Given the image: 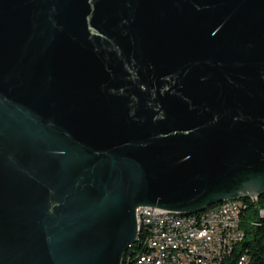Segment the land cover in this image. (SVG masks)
<instances>
[{"label":"water","instance_id":"water-1","mask_svg":"<svg viewBox=\"0 0 264 264\" xmlns=\"http://www.w3.org/2000/svg\"><path fill=\"white\" fill-rule=\"evenodd\" d=\"M262 195L264 0H0V264Z\"/></svg>","mask_w":264,"mask_h":264},{"label":"built area","instance_id":"built-area-1","mask_svg":"<svg viewBox=\"0 0 264 264\" xmlns=\"http://www.w3.org/2000/svg\"><path fill=\"white\" fill-rule=\"evenodd\" d=\"M244 211L242 207L228 206L214 214L180 222L168 221L164 210L140 207L136 212L138 223L156 224V232H150L147 260L137 257L135 264H226L244 240ZM158 225H168V232H158ZM175 249H183V256H175ZM233 264H250V257L242 254Z\"/></svg>","mask_w":264,"mask_h":264},{"label":"bare ground","instance_id":"bare-ground-1","mask_svg":"<svg viewBox=\"0 0 264 264\" xmlns=\"http://www.w3.org/2000/svg\"><path fill=\"white\" fill-rule=\"evenodd\" d=\"M259 197H254L256 201ZM247 200L253 201V198L242 200H228L220 204L209 206L201 212L195 213H176L165 211V217L168 221L187 222L190 218H201L204 215L216 213L219 209H226L228 206L242 207L246 210L248 207ZM150 232H156V224L138 223V236L136 243L129 247L122 264H135V259L147 260V254L150 253ZM158 232H168V225H158ZM132 251V252H131ZM175 256H183V249H175Z\"/></svg>","mask_w":264,"mask_h":264},{"label":"trees","instance_id":"trees-1","mask_svg":"<svg viewBox=\"0 0 264 264\" xmlns=\"http://www.w3.org/2000/svg\"><path fill=\"white\" fill-rule=\"evenodd\" d=\"M247 203L241 222L244 240L236 246L233 257L226 264H233L246 253L250 257V264H264V215L260 216V212H264V195L254 202L247 200Z\"/></svg>","mask_w":264,"mask_h":264}]
</instances>
